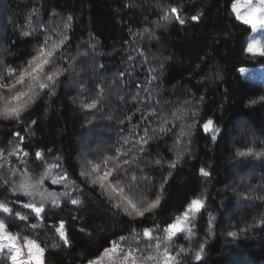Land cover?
Instances as JSON below:
<instances>
[{
	"label": "trees",
	"instance_id": "trees-1",
	"mask_svg": "<svg viewBox=\"0 0 264 264\" xmlns=\"http://www.w3.org/2000/svg\"><path fill=\"white\" fill-rule=\"evenodd\" d=\"M158 2L159 0H0V7H4L0 12V36L3 37L0 40V61H5L12 67L23 65L34 51L35 41L21 37V30L31 31L37 27L35 20L29 23L28 14L33 8H39L41 3H46L49 14L53 9L58 14L49 20L41 12V17L48 20L51 27H56L59 23L60 30H63L61 20H66L69 15L73 16L72 29L64 33L72 36L73 46L78 41H88L90 35L98 41L96 52L100 58L90 60L84 72L78 66L64 80L63 85L56 89L55 95H44L33 104L24 114L26 118L23 128L18 123H9L0 118V150H3V155L0 156V187L5 178H9L12 180L9 196L11 188L21 185L24 189L18 194L23 195L24 191H33L32 186L43 177L45 182L38 191L45 195L69 193L67 198L59 197L62 210L53 211L58 212L59 218L67 221L65 231L70 245L63 246L55 230L48 231L42 224L33 232V236L39 237L41 247L47 246L48 264H87L88 259L98 258L104 248L110 247L109 242L118 240V235L126 237L134 234L130 230L125 231L126 228L134 227L142 233L144 228L153 227V221L170 223L168 217L175 216L176 207L184 202L185 197L191 198L193 193L205 201L207 211L202 210V220L197 214V226L193 229L197 236L193 238V242L186 240V246V242L180 238L178 244L188 249L191 247L190 251L194 254L199 243L205 242L203 264H239L233 260L241 257L246 261L240 264H264V228L256 226V220L260 218V213H264V207L257 210L252 205L262 203L261 201L244 198L245 194L252 198L264 195L260 191L264 186V162L254 157L235 158V151L245 145L253 146L256 151L262 150L255 145L264 141V106L249 105L248 102L264 96V82L244 78L240 69L260 64L263 58L242 51V45L246 48L250 28L245 33L246 26L235 20V15L231 12L234 0H171L170 6L181 8V18L187 21L185 25L161 20L160 10L169 6V0H164L159 8ZM201 13V20H190L192 15ZM156 22L166 27L156 28ZM17 26H22V29ZM144 28L154 29L157 39H142ZM137 46L146 52L150 64H141L144 57L140 56L133 69L126 57L128 54L138 55L132 51ZM79 51L83 52L84 49ZM76 52L73 47L68 55L75 56ZM160 63H163V69L159 68ZM101 64L104 65V74L96 78L91 66ZM197 65L200 67L197 68ZM149 67L158 69L157 73H153L158 76L160 84L155 91L169 93L164 97L166 100L180 101L173 111L180 114L184 107L183 101L188 98L183 95L187 90L190 89L196 98L204 95L203 119L213 118L223 128L224 135L218 142H213L210 134L202 131L198 135L194 133L191 143L194 156L177 166L165 186L162 206L151 215L137 217L129 226L117 223V218L108 210L110 192L91 183L88 177L80 175L87 168L83 170L79 165L78 153L84 137L93 134L94 128H99L98 134L104 140L93 151L99 153L98 158H93L91 152L87 153V159L93 163H98L104 155H109L107 149L115 147L119 120H125L127 127L124 135H128L129 129L140 120L138 109L144 110L141 103L131 99L137 93L132 85L145 82ZM120 71L125 72L122 84L127 86L111 87ZM217 71L223 76V80L215 79ZM201 77L205 79L201 80ZM81 83L84 85L83 91ZM97 84L104 86L100 96H97ZM173 86L178 88L174 95ZM120 95L125 96L127 102L118 101L117 97ZM92 98L102 99L103 112L94 113L81 108L82 101ZM2 109L3 104L0 102V110ZM110 115H116V121H110ZM128 117L132 119L128 120ZM33 120L37 123L32 124ZM238 128L247 129L249 134L241 137ZM13 132H20L25 137L23 143L11 135ZM109 136L112 137L111 141L108 140ZM204 136L208 138H202ZM90 140L92 142L94 138ZM170 148H173L172 140L168 141L167 146L161 143L152 156L145 157V160L155 159L158 155L173 159L174 151H169ZM19 149L29 152V156L23 157V152ZM49 149L52 150L51 153L48 152ZM37 150L42 152L41 160L36 161L41 165L40 168L32 163ZM182 150L180 146L175 148V151ZM9 153L13 155L10 156ZM22 160L25 162L22 163ZM202 166L210 172V178L200 175L199 168ZM13 169L16 170L15 175ZM101 171L103 172V168ZM167 171L165 165L162 175L166 176ZM65 172L67 176L64 183L52 184V179L65 175ZM152 176L157 181L158 193L163 181L160 174ZM143 181V176L137 177L138 183ZM120 186L128 189V195L136 192L127 183ZM233 189L236 191L233 192ZM31 199L32 197H25L26 202ZM40 199L39 195L35 196L37 202ZM72 199H80L83 204L72 205ZM136 199L150 197L137 195ZM2 200L3 197H0V201ZM209 213L215 220L211 234L206 235ZM248 224L253 227L248 228ZM162 226H166V223L161 224ZM82 228L83 232L80 231ZM239 228H245L246 231L240 234ZM11 230L13 233L18 231L16 228ZM231 230L238 231L236 238L227 236V232ZM113 233L118 235L114 236ZM54 243L62 246L52 248ZM192 264L199 262L193 260Z\"/></svg>",
	"mask_w": 264,
	"mask_h": 264
},
{
	"label": "snow or ice",
	"instance_id": "snow-or-ice-1",
	"mask_svg": "<svg viewBox=\"0 0 264 264\" xmlns=\"http://www.w3.org/2000/svg\"><path fill=\"white\" fill-rule=\"evenodd\" d=\"M164 4V0H159L157 7ZM171 0H169V6H165L160 10V19L167 21L168 23H177L178 25H185L186 19L181 18V8L170 6ZM130 7V5H125ZM41 12L44 16H48L49 20L58 15L55 9L51 14L48 13L46 3H41L39 8H33L29 12V23L35 20L37 27L32 28L31 31L21 30V37H27L30 40L35 41L34 51L30 53V58L23 64L12 67L5 61H0V102L3 104V109L0 110V118L7 120L9 123H18L23 128L25 121V115L27 110L35 104L38 100L42 99L44 95H55L56 89L61 87L64 80L71 74H73L76 68L79 66L81 72L86 71L90 60H96L100 56L96 52V41L94 36H89L88 41H78L76 45L72 44V36L64 34L73 27V16L69 15L66 20H61L63 24V30H60V25L57 23L56 27H51L48 20H44L41 17ZM231 12L235 14V20L240 23L247 33L248 28H251L253 32L258 28L264 29V0H244V10L241 11V6L238 3L233 2L231 4ZM155 14V13H153ZM203 13L200 15H192L191 21H199L202 19ZM22 29V26H17ZM156 28H163L166 25L156 22ZM57 37H59L57 39ZM141 38L148 40H156V32L152 28H144L141 33ZM3 37L0 36V40ZM75 47L77 52L75 56H69L72 48ZM83 48L81 52L79 49ZM138 53V55L128 54L126 59L131 62L132 68H135V63L140 56L144 59L141 64H150L148 55L139 46L132 49ZM242 51L264 58V48L259 51L256 50V46L248 44L246 48L242 45ZM102 55V54H100ZM92 73L96 78L104 74V65H92ZM163 63H160L159 68L163 69ZM200 65H197L199 68ZM218 67V66H217ZM148 75L144 83H134L132 86L137 89L136 95H133L131 99L138 101L143 105L144 110L140 111V120L129 129L128 135H124L125 127H127L125 120H119L117 125V139L114 142L115 147L107 149L109 155H104L98 163H93L87 159L88 154L84 157L85 167L90 166V171L85 170L80 173L82 177H89L95 174L96 179L93 180V184H99L101 189L105 186L112 187V191L117 194L118 198L109 197L108 205L109 211L113 217L117 218V223H124L131 226L137 217L144 218L146 215L153 214L157 209L162 206L163 193L165 186L168 185L169 179L173 176L177 166L186 159H191L194 153L191 149V143L193 134L197 135L202 131L203 133L210 134L213 142H218L219 138L223 137V128L218 126L216 121L209 117L203 119L202 109L205 101V96L201 95L196 98L191 90H187L183 95L188 98L183 101V109L180 114L177 111H173V108L180 103L179 100L172 101L166 100L164 97L169 95L166 91L156 92L155 89L160 87L158 82V76L153 73H157L158 69L154 67L148 68ZM241 72L245 71L243 68ZM125 76L124 71H120L116 79L112 81L111 87L127 86L122 84V79ZM211 76V74H210ZM209 76V78H210ZM205 77H201V80ZM215 79L217 81L223 80V76L219 71L215 73ZM215 82V81H214ZM27 90H23V89ZM81 91L84 90V85H80ZM96 88L99 89L97 96H100L104 91L103 84H97ZM178 90L177 86H173V95ZM143 93V95H141ZM120 102H127V98L123 95L117 97ZM75 103V100L73 101ZM249 105H261L264 106V96H260L256 99L249 100ZM81 108L89 111L103 112L104 105L102 99L92 98L89 101H82ZM119 115V114H117ZM171 118V119H170ZM110 121H116V115H110L108 117ZM131 120L132 117H128ZM218 119V118H217ZM191 120V123L188 121ZM201 120L203 122L201 123ZM32 124H36L37 121H31ZM109 126H112L111 124ZM179 129V131H177ZM239 134L241 137H246L249 132L245 128H240ZM11 135L17 138L21 143L25 140V137L20 132H13ZM207 139V136L202 137ZM108 140L111 141L112 137L109 136ZM169 140L173 142V148L169 151H174L173 159H168L164 155H158L155 159L145 160V157H151L153 151L163 143L167 146ZM11 142V141H10ZM255 144V141H253ZM182 147V151H175L176 147ZM256 147L261 148V151H256L253 146L245 145L242 149L238 148L235 151V158H248L254 157L257 160L264 162V141H260ZM18 147V146H17ZM27 147V146H26ZM23 152V157H28L29 152L19 149ZM51 149L48 150L51 153ZM3 155V150H0V156ZM13 155V153H9ZM90 155L93 158H98L99 153L91 152ZM42 158V152L37 150L35 152V160L32 163L36 168H40L41 165L36 161H40ZM22 163L25 161H21ZM66 162V161H65ZM113 165L109 167V165ZM167 166V175H162ZM208 167H211L210 165ZM103 172L101 173V169ZM35 176V170H32ZM16 170L13 169L15 175ZM199 173L202 177L210 178V172L206 167L199 168ZM152 174H160L162 183L159 185V192L157 193L156 179ZM67 173L65 175L58 176L52 179V184L64 183ZM143 176L144 181L142 183L137 182V177ZM44 179L41 177L37 180L36 184L32 186L33 191H24L23 195H19L24 186L11 188V196H9V185L12 180L5 178L3 186L0 187V197L3 200L0 201V264H48V258L46 255V248L41 247V243L38 242L39 237L33 236V232L38 229L42 224L48 229V231L55 230V233L59 235L60 241L63 246L70 245L68 234L65 231L67 221L59 218V214L54 209L62 210L60 196L68 197V192L63 193H48L38 191L44 184ZM113 182L114 185H113ZM127 183L129 186L134 187L136 192L132 195H128L125 187L120 185ZM236 190L233 189V192ZM260 191L264 193V186ZM83 193H81L82 195ZM39 195L41 199L39 202L35 200V196ZM147 196L150 199L137 200L136 196ZM154 198H151L153 197ZM239 197V193L237 194ZM25 197H32L31 200L25 201ZM51 197L49 200L48 198ZM246 200H257L262 203H254L252 206L257 210L264 207V195H258L255 198L244 196ZM72 205H82L83 201L80 199H72ZM64 206H67L65 201ZM207 211V205L203 199L196 193L192 194L191 198L185 197L184 202L178 205L175 209L176 215L169 216L170 223L166 221L156 222L153 221L152 228H144L142 230L143 237L146 240H141L140 233L136 228L130 227L125 231H131L135 234V238L140 241L144 249H150L155 247L156 249L164 248L162 257H156L148 255L143 257L139 264H143V260H156L157 264H192L195 260L199 264H203V254L205 251V242H200L198 250L191 253L190 249L183 246H176L173 241V237L179 239L178 234L187 232L185 237L190 243L193 242V238L197 236V232L193 229L197 226L196 217L200 215V219H203V211ZM129 217L131 219H124ZM215 217L209 213L208 231L206 235H210L212 231V225ZM37 221L39 223H33ZM51 221V224H49ZM166 223V227L161 228V224ZM23 225V227H21ZM256 226L264 228V213H260V218L256 220ZM248 228H252V224H248ZM12 228L18 229L15 233ZM81 232L84 229H80ZM246 231L245 228H239V233L243 234ZM154 233H163V235H155ZM114 236L118 233H113ZM238 231L231 230L227 232V236L236 238ZM155 241V244H153ZM111 247L104 248V254L115 253L119 251L124 260L132 259V264H138L135 252L142 251L141 247L131 248L127 252L124 251V244L127 243V237L118 235V240L109 242ZM62 245L54 243L52 248H60ZM178 248V250H177ZM176 254L173 255L172 253ZM187 254V255H182ZM87 264H97V260L88 259Z\"/></svg>",
	"mask_w": 264,
	"mask_h": 264
},
{
	"label": "rangeland",
	"instance_id": "rangeland-1",
	"mask_svg": "<svg viewBox=\"0 0 264 264\" xmlns=\"http://www.w3.org/2000/svg\"><path fill=\"white\" fill-rule=\"evenodd\" d=\"M235 3H238L241 6V11L244 10V0H234ZM4 9L0 7V12ZM234 14V13H233ZM235 15V14H234ZM248 44H253L256 46V50L259 51L261 48H264V29H260L258 28L257 31L253 32L250 28V32L249 35L247 37V42H246V47L248 46ZM245 71L241 72L242 76L245 78H249L251 80H260L262 82H264V58L262 63L260 64H256L250 67H246L243 68ZM98 130L99 128H94L93 129V134H89L88 137H84L85 140H83L80 145L79 148V153H78V161H79V165H81V168L84 170L85 169V164H84V157L88 152H93L94 150H96V148L98 149V147H100L102 145L103 142V138L98 134ZM240 130V128H238V131ZM97 133V134H96ZM94 140L91 142L90 139ZM92 143H95V145H93ZM87 170L90 171V166L87 167ZM102 173V171H101ZM253 173V172H252ZM90 179V182L93 183V180L96 179L95 174L91 175L88 177ZM97 185L99 186V184L97 183ZM105 190L110 192V196L112 197V195L115 196V198H118L117 194L114 193L112 191V187L110 186H105L104 188ZM166 227V226H162L161 228ZM155 235H163V233H154ZM179 239L181 238L184 242H186L185 237L187 236V232L182 233V234H178ZM127 237V243L124 244V251L127 252L129 250V247L131 248H137L138 246L141 247L142 251L139 252H135L134 256L136 257L138 264L139 261H141V259L143 257H146L148 255H152V256H156V257H162L163 252H164V248L161 247L160 249H156L155 247H152L150 249H144L143 245L140 243V241H138L135 238V234H131ZM140 237L141 240H146V238L143 237V234L140 233ZM179 239H177L176 237H173V241L174 244L176 246H180L179 243ZM153 244H155V241H153ZM186 246L188 244V241L185 243ZM185 246V247H186ZM111 247V246H110ZM191 250V247L189 248ZM178 250V248H177ZM173 255H175L176 253L173 252ZM97 260V264H132V259L129 258L127 261L124 260L122 254L117 251L115 253H108V254H104V252L98 256V258L94 259ZM236 263H243L246 261V259L244 257L241 258H235L233 260ZM143 264H157L156 260H143Z\"/></svg>",
	"mask_w": 264,
	"mask_h": 264
}]
</instances>
